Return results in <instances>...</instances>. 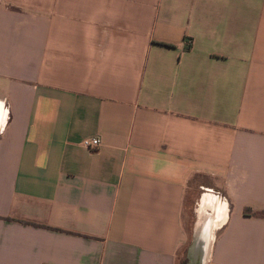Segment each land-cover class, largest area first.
Returning <instances> with one entry per match:
<instances>
[{
	"label": "crops",
	"instance_id": "crops-1",
	"mask_svg": "<svg viewBox=\"0 0 264 264\" xmlns=\"http://www.w3.org/2000/svg\"><path fill=\"white\" fill-rule=\"evenodd\" d=\"M203 204L264 264V0H0V264H189Z\"/></svg>",
	"mask_w": 264,
	"mask_h": 264
},
{
	"label": "water",
	"instance_id": "water-1",
	"mask_svg": "<svg viewBox=\"0 0 264 264\" xmlns=\"http://www.w3.org/2000/svg\"><path fill=\"white\" fill-rule=\"evenodd\" d=\"M209 226L204 225L193 237L189 248V264H203L208 253L211 233ZM212 234V233H211Z\"/></svg>",
	"mask_w": 264,
	"mask_h": 264
},
{
	"label": "rangeland",
	"instance_id": "rangeland-1",
	"mask_svg": "<svg viewBox=\"0 0 264 264\" xmlns=\"http://www.w3.org/2000/svg\"><path fill=\"white\" fill-rule=\"evenodd\" d=\"M194 183H196L194 180H193ZM190 184H192V181L190 182ZM189 184V185H190ZM196 186H193L191 187V189H194ZM202 191H204L203 188H197V190L194 192L196 194V197H198L200 195V193H202ZM198 194V196H197ZM195 217H196V214H191L190 212H186V214H183V226H184V230H185V243L183 244L182 246V249H183V252H184V256H185V259L187 258L186 255L188 254L189 252V248L191 247V244L193 242V234H192V227H193V224L192 221L194 220L195 221ZM187 260V259H186ZM186 260L184 261L183 259L181 260V264H186Z\"/></svg>",
	"mask_w": 264,
	"mask_h": 264
},
{
	"label": "bare ground",
	"instance_id": "bare-ground-1",
	"mask_svg": "<svg viewBox=\"0 0 264 264\" xmlns=\"http://www.w3.org/2000/svg\"><path fill=\"white\" fill-rule=\"evenodd\" d=\"M3 115V114H2ZM209 201V197L206 198V202ZM210 202L212 203L213 200L210 199ZM205 205L203 204L202 207L199 209V215H200V218L196 224V233L206 224L208 225V221H207V218H210V221H209V229L210 231H214V229L216 227H219V225L221 224V218L220 215H218V212H215L213 215H205ZM206 218V219H205ZM212 233V232H211ZM209 233V238H210V243H211V240H212V234ZM210 246V244H209Z\"/></svg>",
	"mask_w": 264,
	"mask_h": 264
},
{
	"label": "built area",
	"instance_id": "built-area-1",
	"mask_svg": "<svg viewBox=\"0 0 264 264\" xmlns=\"http://www.w3.org/2000/svg\"><path fill=\"white\" fill-rule=\"evenodd\" d=\"M81 143L84 146L93 148V147H97L99 145L100 139L96 136L84 137V138H82Z\"/></svg>",
	"mask_w": 264,
	"mask_h": 264
}]
</instances>
